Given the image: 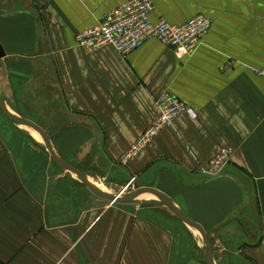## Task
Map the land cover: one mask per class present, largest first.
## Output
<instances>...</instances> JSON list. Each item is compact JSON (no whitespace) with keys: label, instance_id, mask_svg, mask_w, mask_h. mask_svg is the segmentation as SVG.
I'll return each mask as SVG.
<instances>
[{"label":"crops","instance_id":"0c3cea01","mask_svg":"<svg viewBox=\"0 0 264 264\" xmlns=\"http://www.w3.org/2000/svg\"><path fill=\"white\" fill-rule=\"evenodd\" d=\"M127 1L0 0L4 56L34 54L32 84L48 111L36 125L79 134L81 152L102 175L146 184L159 175L157 187L179 209L203 215L200 225L219 238L225 264H264V79L255 74L264 68V0H148L152 22L181 25L199 14L211 21L182 59L156 40L126 57L76 44L77 33ZM165 94L194 116L180 115L123 163ZM0 125V264H200L188 249L195 232L170 216L96 198L73 206L63 183L25 175L22 152L8 148L7 120ZM224 149L228 163L210 172Z\"/></svg>","mask_w":264,"mask_h":264},{"label":"rangeland","instance_id":"374dc122","mask_svg":"<svg viewBox=\"0 0 264 264\" xmlns=\"http://www.w3.org/2000/svg\"><path fill=\"white\" fill-rule=\"evenodd\" d=\"M33 55L34 54H28L26 56L21 55L19 56L18 60L16 56L11 55L0 58V95L6 100L7 105L11 109V111L19 115L20 117L36 124L35 122H37L38 120L47 121L48 111L46 109H43L41 103H39V101L37 100V98L39 97L37 93V86H34L32 84L31 58ZM23 60L24 62H22ZM41 96L47 97V93H44ZM1 118L3 120H7V137L9 144L8 148L11 150L22 152L23 154L18 156V163L23 166L25 175H28L29 172H31V174L35 171L43 172V175L39 174L42 178H37L36 181L51 180L56 182L57 184L63 183L65 187H67L65 191H68L65 192V195L69 197L68 200H71L73 206L76 205L75 200L78 198L88 201L96 198L76 178H74V176L56 167L41 142L37 141L38 139L35 136H32L31 132H29L25 128L23 129L18 125L11 123L3 115L0 109V120ZM37 126L43 129L47 135L49 133L48 136L53 139V146L62 160L79 171L85 173L90 172L91 176L89 175V178L91 182L97 183V185L103 188V190H105L106 192L119 194L127 193L129 191H135L142 188H153L164 193V191L157 187L160 184L159 175H153L152 177H150V179L147 181V184L135 178H131L129 180L126 178L114 179L111 178V176L108 177L106 173L105 175H102L100 172L95 170V158L81 152L80 144L82 142H80L78 139L80 137L79 134H76V136L75 134L72 136L69 134H65L63 136L62 133L69 129L65 126H48L46 124ZM83 144L85 145L86 143ZM127 160L128 159H123L122 162L124 163ZM21 161L23 162L21 163ZM48 176L49 179H47ZM164 181L165 180H161V182ZM165 191L167 192V194L177 196V198L178 193H182V191ZM173 201L176 202L175 199H173ZM107 204H109L110 206L117 205L115 203L111 204L109 202ZM131 205L145 210L146 213L150 212L154 216L165 218L170 216L171 218L177 220L175 215L165 205H163L159 200H156L155 198H140L131 203ZM194 207L198 209V205ZM183 209L185 211H182L188 218L192 219L193 217H195L196 220H198L194 221L198 225L204 222L202 214H199L197 212L195 213L194 211L193 213H191L190 211H188L189 207H183ZM178 223L180 224V222ZM208 223L209 222H205V224ZM224 224L225 221L223 220L219 222L220 227ZM203 230L209 238L210 231H207V229L204 228ZM194 235L196 239L194 241L192 239L191 242L188 238L189 235L185 234V239L190 241V244H188L190 246L188 248L190 252L189 255L196 259L200 264H205L203 253L201 250V247L203 246L202 239L200 238L198 233L195 232ZM217 239L219 238H209V240L211 241L210 245H215L214 249L211 246L212 252L213 250L218 252H213L215 260L216 262H218L217 264H225L227 263V255L225 254L226 251L222 247H220V243L217 241Z\"/></svg>","mask_w":264,"mask_h":264},{"label":"built area","instance_id":"2783aa9c","mask_svg":"<svg viewBox=\"0 0 264 264\" xmlns=\"http://www.w3.org/2000/svg\"><path fill=\"white\" fill-rule=\"evenodd\" d=\"M153 6L148 0H130L103 15L95 27L80 31L75 36L76 44L86 50L97 51L112 47L126 57L146 42L156 40L173 50L177 59L194 54L211 27V21L199 14L181 25L164 21L152 22ZM264 79V68L255 72ZM158 116L130 146L123 159H130L147 146L164 128L182 114L194 116V112L172 95L165 94L155 101ZM230 151L221 150L209 162L210 172L223 168L229 161Z\"/></svg>","mask_w":264,"mask_h":264},{"label":"water","instance_id":"95a60500","mask_svg":"<svg viewBox=\"0 0 264 264\" xmlns=\"http://www.w3.org/2000/svg\"><path fill=\"white\" fill-rule=\"evenodd\" d=\"M4 51L0 46V58L4 57ZM0 109L3 115L13 124L18 125L21 128H27L29 130L34 131L40 138L41 144L45 147L46 151L48 152L52 162L58 168L67 173L71 174L76 178L94 197L98 199H102L109 203H115L119 205H127L135 202L140 198L152 197L156 200H159L163 205H165L177 218V220L182 223L186 228H188L192 232H197L200 238L202 239L203 246L201 247L203 253V259L205 264H216L212 252V247L210 245L209 238L207 237L203 228L194 222L192 219L188 218L184 212L177 207L175 202L169 198L164 193L153 189V188H142L135 191H129L127 193H119V194H112L106 191H102L97 188L90 180L89 176L74 168L73 166L66 163L62 158L58 155L57 151L55 150L53 143L51 142L49 136L46 132L41 129L36 124L20 117L19 115L15 114L11 109L8 107L6 100L0 95ZM26 129V130H27Z\"/></svg>","mask_w":264,"mask_h":264},{"label":"bare ground","instance_id":"6f19581e","mask_svg":"<svg viewBox=\"0 0 264 264\" xmlns=\"http://www.w3.org/2000/svg\"><path fill=\"white\" fill-rule=\"evenodd\" d=\"M32 131V130H31ZM34 132V131H33ZM96 187H98L100 190H102V191H105V190H103V188H101L99 185H97V183H93ZM112 204V203H111ZM197 233V232H196Z\"/></svg>","mask_w":264,"mask_h":264}]
</instances>
